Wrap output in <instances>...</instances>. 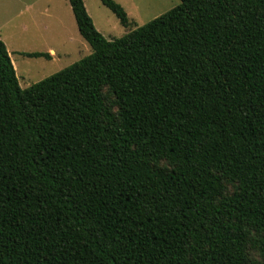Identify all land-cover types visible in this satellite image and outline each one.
Returning <instances> with one entry per match:
<instances>
[{
	"label": "trees",
	"instance_id": "1",
	"mask_svg": "<svg viewBox=\"0 0 264 264\" xmlns=\"http://www.w3.org/2000/svg\"><path fill=\"white\" fill-rule=\"evenodd\" d=\"M179 1L68 0L91 53L26 89L0 39V264H264V0Z\"/></svg>",
	"mask_w": 264,
	"mask_h": 264
},
{
	"label": "rangeland",
	"instance_id": "2",
	"mask_svg": "<svg viewBox=\"0 0 264 264\" xmlns=\"http://www.w3.org/2000/svg\"><path fill=\"white\" fill-rule=\"evenodd\" d=\"M128 18L123 27L99 0H82L92 23L108 41L163 15L179 0H112ZM0 37L14 66L19 87L26 89L91 53L80 37L68 0H0ZM54 53H48V50ZM47 53L49 58L28 57ZM251 258H257L250 252Z\"/></svg>",
	"mask_w": 264,
	"mask_h": 264
},
{
	"label": "crops",
	"instance_id": "3",
	"mask_svg": "<svg viewBox=\"0 0 264 264\" xmlns=\"http://www.w3.org/2000/svg\"><path fill=\"white\" fill-rule=\"evenodd\" d=\"M0 31H1V29H0ZM0 39H1V37H0ZM48 53L50 54V53H54V51L53 50H48ZM13 68H14V66H13ZM35 84V83H34Z\"/></svg>",
	"mask_w": 264,
	"mask_h": 264
}]
</instances>
